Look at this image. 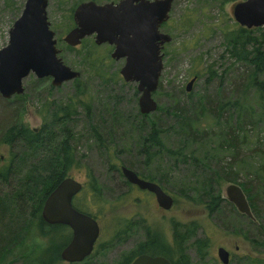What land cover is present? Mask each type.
Instances as JSON below:
<instances>
[{"label": "rangeland", "instance_id": "374dc122", "mask_svg": "<svg viewBox=\"0 0 264 264\" xmlns=\"http://www.w3.org/2000/svg\"><path fill=\"white\" fill-rule=\"evenodd\" d=\"M25 1L0 0V49L6 46L8 31L20 16ZM85 1L89 0H48L47 5V18L60 50L59 57L71 70L80 73L78 83L71 81L52 87L50 78L39 80L30 74L22 82L24 93L5 101L14 113L18 109L15 114L19 122L31 130L41 127L48 116L47 106L52 102L59 106L77 96L88 104L89 112L79 106L76 116L67 123L74 136L71 144L76 155L68 177L84 185L76 203L95 216L101 230L97 249L84 264H116L121 254L133 252L144 238L138 221L164 245H172L174 227L180 231L195 225V235L186 243L189 264H221L217 258L220 247L229 252V264H249L244 255L262 258L264 248L252 243L264 241L258 220L240 214L225 196L229 184L252 186V195L260 206V218H264V104L260 102L257 85L252 83L253 68L237 61L230 53L232 44L228 43L231 34L242 28L234 21L232 8L244 0H173L169 18L160 28L171 41L161 50L163 70L152 96L158 111L145 121L138 117L136 84L125 83L119 73L116 77L112 75L119 72L124 60H112L104 71L94 74L82 65L75 51L65 50L63 37L71 29L70 9ZM92 1L103 4L116 0ZM254 29L251 37L264 49V26ZM208 66L211 75L205 70ZM195 74L199 78L186 92L185 87ZM263 77L260 75L258 81ZM76 85L78 90L84 89L82 95L75 91ZM0 100L3 101L1 97ZM177 106L178 111L183 109L186 115L194 116L197 133L193 138L187 140L175 118L172 119V115H178L174 111ZM3 108L0 104V112ZM244 113V121H251L242 131L235 132ZM152 121L162 132L159 140L164 148L177 152L184 147L183 151L172 156L166 150L151 148L147 142L149 153L155 155L146 163L139 148ZM95 127L109 137L104 138L109 142L105 145L107 149L92 138ZM230 131L238 133L235 153L228 148ZM10 150L0 139L3 161ZM14 152H18L17 147ZM192 159L196 160L195 164ZM128 165L133 166L130 170L145 177L142 179L154 178V183L171 196L173 204L168 211L161 210L153 196L125 182L119 168ZM228 171L229 178H236L235 182L221 178ZM258 173L262 178H257ZM210 178H213L214 194L225 199L213 214L209 213L203 197ZM92 185L99 189L98 200H93L87 191ZM12 187L17 186L9 188ZM24 212L28 210L25 208ZM128 223V233L117 234L123 228L127 230ZM37 231L33 224L4 264H67L55 255L61 250L62 228L43 229L42 234ZM194 238L207 241L204 259H200L192 244ZM55 245L59 251H55Z\"/></svg>", "mask_w": 264, "mask_h": 264}, {"label": "water", "instance_id": "95a60500", "mask_svg": "<svg viewBox=\"0 0 264 264\" xmlns=\"http://www.w3.org/2000/svg\"><path fill=\"white\" fill-rule=\"evenodd\" d=\"M173 0H120L118 3L96 4L81 2L73 12L74 26L63 37L66 46L75 48L87 37H93L97 46L113 47L110 57L124 60L119 75L125 83H135L138 93V110L142 115L156 111L153 100L163 70L161 50L171 38L160 32L169 18ZM48 0H26L20 16L8 31V41L0 49V97L9 100L24 93L23 80L30 74L36 79H51L52 87L71 82L80 73L71 70L59 57L54 32L47 18ZM234 21L245 29L264 26V0H244L232 8ZM195 82L186 85L189 92ZM125 181L154 195L160 209L168 211L173 199L158 184L140 178L136 172L121 166ZM82 184L73 178L61 180L45 198L40 217L48 226L64 225L71 230V239L60 253L66 263L81 262L87 257L98 238L97 221L79 211L73 198L81 191ZM226 199L236 210L255 220L246 195L241 187L229 184ZM221 264H229V253L222 247L217 250ZM131 264H171L162 257L138 255Z\"/></svg>", "mask_w": 264, "mask_h": 264}, {"label": "trees", "instance_id": "16d2710c", "mask_svg": "<svg viewBox=\"0 0 264 264\" xmlns=\"http://www.w3.org/2000/svg\"><path fill=\"white\" fill-rule=\"evenodd\" d=\"M73 8L74 7L70 9V13L73 11ZM69 23L70 25L68 27L72 28L73 22L71 17ZM254 30L256 31L259 29L256 28ZM252 31V29L247 30L240 28V30L231 34L228 43L232 44L233 50L230 51L231 55H235L237 61L247 63L253 68L254 77L252 78V83L257 85L260 93V102L264 104V77L262 81H258L260 75L264 76V49L256 39L251 37ZM111 49L112 47L108 45H95L92 37L83 39L80 45L75 48L65 47V50L75 51L81 57L80 61L82 65L86 66L91 72L93 71L94 74H99L101 71H104L106 64L112 62L110 57ZM235 50H237V52ZM210 68L211 67L208 66L205 70L211 75L213 72ZM117 74L118 72H115L112 75L116 77L118 76ZM193 77L196 82L199 75L195 74ZM73 82L75 84L78 83V79ZM83 90L84 89L78 90V86L77 89H75V91L80 92L81 95L84 92ZM2 100L3 101L0 100V104L4 105V108L1 109L0 112V139L2 145L9 146L11 149L8 157L4 161L0 157V262L4 264L5 262L7 263L8 255L17 244L23 240L24 234L29 231L33 224L38 230L37 234H42L43 229L60 227L46 225L40 217L41 208L48 194L61 180L68 177L69 170L75 163V148L71 144V141L74 140V136L71 134V129L67 126V123H71V117L76 116L77 107L82 106L86 112H89V108L88 104L77 96L70 98L65 104H60L59 106H56L52 102V105L49 107L47 106L46 112H48V116L44 117L41 127L38 130H31L19 122L20 118L15 114L18 109H14V113L10 110V105H7L5 102L7 100ZM208 102H210V100H207V103ZM51 107L53 108L51 109ZM157 111L158 109L155 112ZM174 111L178 112V115H172V119L174 120L175 118L176 124L181 129V133L187 140L188 138H193V135L197 133L194 126V116L192 117L189 113L186 115L183 109L178 111V106L174 108ZM155 112L152 114H155ZM149 115H142L138 111V117L143 121L148 120L150 118ZM242 116L240 124L237 126L238 128L236 127L235 132H237V130L239 131V129L242 131L245 125L249 124L251 121H244L246 113ZM230 132L227 134L228 148L234 151L238 146V133L235 134L234 131ZM147 133V138L144 139L142 142L143 144L139 148V153L144 155L146 158L145 161H147L146 163L152 160V156L155 155L154 153H149V148H147L148 144L151 148H155L156 150H166L165 152L172 156L178 155L184 149L183 147L176 152L164 148L159 140V135L162 132L158 129L154 121L150 122ZM92 138L101 148L107 149L105 145L107 146L109 142L104 138L109 137L101 133V128L97 129L95 127L94 132L92 131ZM16 147L18 148V152H14ZM192 161L193 164L196 163L195 159H192ZM110 164L113 167L115 161L112 160ZM126 168L132 169L133 166L128 165ZM137 175L140 178H145L141 174L137 173ZM259 175L257 178H262V175ZM221 178L228 182L236 181V178H234V180L229 178V171L228 173L223 172ZM149 181L154 182V178ZM11 183L18 188L12 187V189H10L9 187L14 186ZM206 183L209 188L203 192V197L206 199L205 204H207L209 213L213 214L215 211H218L221 204L225 202V199L214 194L213 178H210ZM240 185L246 193L255 220H258V228L264 231V218H260V206L258 207L252 195V186L248 184ZM87 191L93 200H98L99 189H96V187L92 185L90 190ZM25 208L28 210L27 213L24 212ZM78 210L87 213L86 210L81 208H78ZM90 215L95 217L91 213ZM138 224L146 241L145 243H138L133 252L124 255L120 264H128L130 259L141 254L162 256L168 259L171 264H189V259L186 254V243L194 237L196 232L195 225L185 226L183 227L184 229L180 231L177 227H174L172 245H164L159 239L150 234V230L142 225V221H138ZM125 226L127 230L123 228V230H120L117 234L120 233L121 236L127 234L130 224L128 223ZM121 236H118V238H121ZM252 243L264 248V241ZM192 244L195 246L200 259H204L207 241L194 238ZM55 247V251L59 249L57 245H55ZM55 255L59 256V253L57 252ZM243 258L246 262H249V264H264V256L259 258L251 255H244Z\"/></svg>", "mask_w": 264, "mask_h": 264}, {"label": "flooded vegetation", "instance_id": "af4514ba", "mask_svg": "<svg viewBox=\"0 0 264 264\" xmlns=\"http://www.w3.org/2000/svg\"><path fill=\"white\" fill-rule=\"evenodd\" d=\"M89 1H92V0H89ZM120 0H116V1H108V2H106V3H114V4H116V3H118ZM94 2V1H93ZM96 3V2H95ZM80 4V3H79ZM78 4V5H79ZM97 4V3H96ZM104 4V3H103ZM78 5H76V6H74V8H73V11H72V16H73V12H74V10H75V8L78 6ZM72 22H73V18H72ZM73 24V26H74V23H72ZM243 28V27H242ZM247 30H250V29H247ZM119 73V72H118ZM74 81V80H73ZM145 180V179H144ZM126 182V181H125ZM83 188H84V185L82 184V189H81V191L73 198V200H72V205H73V207L77 210V211H79L78 210V208H80V206L78 205H76L77 203V198L79 197V195L82 193V191H83ZM144 192H146V191H144ZM146 193H148V194H150L151 196H153V198H154V195L153 194H151V193H149V192H146ZM154 201H155V198H154ZM156 202V201H155ZM157 204V203H156ZM158 206V205H157ZM82 209V208H81ZM162 210V209H161ZM79 212H81V211H79ZM86 212L87 213H89V214H87V213H84V212H81V213H83V214H86V215H88V216H90V217H92V218H94L96 221H97V219L95 218V217H93V216H91L90 215V212H88L87 210H86ZM97 224H98V227H99V235H98V238H97V240H96V242H95V244H94V246H93V249H92V251H91V253L87 256V257H85L81 262H77V263H67V264H84V262H86V261H88V260H90L91 258H92V256H93V254L95 253V251H96V249H97V246H98V241H99V236H100V226H99V223H98V221H97ZM54 226V225H53ZM55 226H60L61 228H62V236L60 237V241H59V245H60V247H61V250H60V253L66 248V246L68 245V243L70 242V239H71V235H72V233H71V230L68 228V227H66V226H64V225H55ZM63 232H65L66 233V235H65V233L63 234ZM144 236V235H143ZM127 238V237H126ZM122 240L123 241H125V237H123L122 238ZM127 240H128V238H127ZM145 241H146V239H145V236H144V238H143V240L141 241V243H145ZM140 243V242H139ZM237 249V248H236ZM228 252V251H227ZM60 253H59V258H60ZM229 253V252H228ZM124 255H127V254H121L120 255V257H119V259H118V262L116 263V264H120V261H121V259H122V257L124 256ZM142 255V254H141ZM143 255H146V254H143ZM149 256V255H148ZM137 256H135L134 258H132V259H130L129 260V262H128V264H131L132 263V261L136 258ZM151 257H155V256H151ZM61 260V259H60ZM62 261V260H61ZM229 261H230V254H229ZM63 262V261H62ZM66 263V262H65Z\"/></svg>", "mask_w": 264, "mask_h": 264}]
</instances>
